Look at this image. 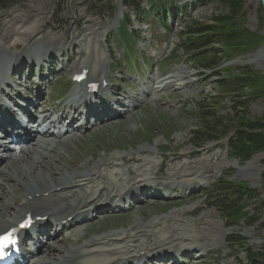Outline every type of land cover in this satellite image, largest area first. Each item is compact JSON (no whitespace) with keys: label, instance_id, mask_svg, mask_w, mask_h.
I'll list each match as a JSON object with an SVG mask.
<instances>
[{"label":"rangeland","instance_id":"rangeland-1","mask_svg":"<svg viewBox=\"0 0 264 264\" xmlns=\"http://www.w3.org/2000/svg\"><path fill=\"white\" fill-rule=\"evenodd\" d=\"M13 1L14 3L10 5H7L8 3L0 5V25L2 26H0V45L11 48L29 47L27 53H30V47L32 48L39 42L44 44V41L48 44L50 41V50L55 53L51 55L50 60L46 61V65L50 62L56 68L63 67L62 74L58 75L61 80L69 78L80 62L91 63L94 61V64L99 65L100 68L102 63L109 61L111 63V56H116V59L120 60L115 62L117 67L126 65L133 68L135 75L137 73L147 74L145 59L138 58L134 65L131 57L123 59L121 43L111 41L107 36L109 28L118 27L116 17L112 19V8L121 0ZM134 1L136 3L137 0ZM139 1L140 9L147 11L145 7L141 8V0ZM147 1L156 5L163 0H143L142 5H145ZM198 1L164 0V3H168V5L165 6L166 12H163L159 18L148 13L144 14L147 16L143 19L144 15L136 16L133 7L129 6L128 11H125L126 19L123 27L129 31L138 29L139 31L130 38L131 41L136 43V48L140 51L144 49H147L148 52L156 51L155 59H159V57L166 58L165 54L173 45L174 49L176 48L177 43L181 41L178 38V33L185 24L212 25V19H221L222 23L216 24L221 39H218L217 44H214L218 49L224 51L223 55L218 54L216 57L220 59L218 61L220 67L218 66L219 70H217L220 76L211 78L210 71L204 73L203 70L192 66L191 61L183 58L181 52L176 51L175 54L171 52L168 56L169 60L164 61L170 64L158 63V65H164L162 76L180 74L185 76L183 77L184 81L177 82V85H171L168 90L163 92V96H160V102L147 104L133 116L92 130L74 139L72 146L62 143L61 148L52 157L53 159L51 158L43 165V170L51 165L55 169L53 175L57 178L64 171L66 172L62 175L68 173L69 170H82V168L84 170L94 166V163L99 160L103 162L107 157L111 158L110 156L138 154L141 150L145 153L129 156L141 157L143 160L139 162L143 163V167L134 171L136 176L138 175L136 172L141 170L147 178L152 179L154 175L161 178L158 179L159 181L167 183L191 180L197 185L186 188L187 191L183 194L187 198H175L171 202L165 201L163 198L151 199L126 214L100 218L84 227V232L82 228L72 232L60 243L51 246L49 250L46 249V254L50 258L43 259L42 263L51 262L55 256L63 255L61 251L84 245L83 242L104 235L120 233L122 235L118 237L127 239L134 238L132 235L136 237L138 234L139 243L145 242L149 248L154 245L163 246L172 241V243L187 242L191 245L198 243L200 249L195 251L205 252L207 257L191 264H264V210H259V204H264V188L261 184L264 173V151H248L239 154L236 145L232 146L230 139L227 138L233 136L234 131L242 129L240 125H246L264 117V59L258 57L259 51L264 46L261 6L259 0H212L206 5L198 4ZM157 6L156 9H158ZM176 8H178L177 12ZM173 11L174 16L172 17ZM30 14L33 16L31 17ZM25 15H30L29 21L33 22H27L28 24L25 25H17V23L12 25L16 18ZM161 17L165 18L163 24L157 21ZM79 18L82 20L77 21ZM127 18L130 19L131 24L129 25ZM29 24L31 25L28 26ZM232 24L236 26H232ZM30 27L32 29L28 31L27 28ZM8 28H12L14 31L10 37L5 35V30ZM236 28L239 29V32L232 35V30ZM90 30L95 33H89ZM83 31L85 32L82 33ZM47 36L50 38L47 39L48 41L45 40ZM243 37L255 41L254 45L233 48L238 46L236 42H233L234 39L243 43ZM155 44L156 50L148 49L149 46ZM169 46L170 49H168ZM78 47H81V51L78 50ZM255 58L256 62L249 63ZM27 74L28 71H25L23 75L27 76ZM222 79L230 85V88L220 85L223 84L220 82ZM240 80H243L244 83L240 84ZM184 83L186 86H182ZM212 114L227 124L225 129L222 127L210 128L211 121L208 117ZM208 133L212 136L199 142L202 137L209 136ZM144 156H147L145 161ZM164 158L168 163L162 161ZM233 161L237 162V166L232 164ZM14 162L16 161L14 160ZM198 162L203 165H197ZM203 166L207 167L208 171ZM4 167L6 164L2 168ZM121 167L123 166L113 163L109 167L100 166L99 169L102 170L109 183L119 185L124 183L122 179L125 177V171ZM131 168L136 170L137 165H133ZM0 183L4 184L0 185V195L2 196L0 205L3 196L9 194L7 192L14 191L18 198L23 196L24 186L19 183L16 184L10 179L3 181L1 178ZM214 183L224 185L229 189L237 187L239 191L242 190L241 196L247 195L248 198L245 197L240 201L242 203L239 205L240 211L232 212L224 207L216 209L215 205L210 204L213 202L210 198L215 195L214 191L212 193L208 191L210 185ZM244 200L246 201L243 203ZM252 210L258 217L254 221H250L255 218L251 214ZM155 222L159 224L157 227L152 225ZM194 222H200L199 226L202 229L210 227L211 230V227L215 225L218 228L217 238H210L211 240L206 238V241L203 234L205 232L207 234V231L195 230ZM251 223L254 224L251 225ZM190 227L193 230H189ZM140 229L152 231H147L149 233L145 234L143 233L145 231L142 232ZM187 230L190 233L185 234ZM177 232H182V234ZM142 233L147 236L145 237ZM175 234L176 236H174ZM197 237L201 238L199 242L195 239ZM122 245L126 244L123 242ZM93 246L95 245L89 244L83 250H89ZM182 246L185 247V244ZM194 247L196 246L194 245ZM128 248L132 249L131 245H128ZM101 249L106 250L108 247L99 244L95 246L94 250ZM248 255L253 258L251 262H248ZM106 259L107 257L104 255H97L95 261L101 262ZM88 261L93 260L89 257Z\"/></svg>","mask_w":264,"mask_h":264},{"label":"bare ground","instance_id":"bare-ground-1","mask_svg":"<svg viewBox=\"0 0 264 264\" xmlns=\"http://www.w3.org/2000/svg\"><path fill=\"white\" fill-rule=\"evenodd\" d=\"M30 13V12H29ZM28 14V13H27ZM34 14V13H33ZM31 15V14H30ZM29 15V16H30ZM35 15V14H34ZM29 16L28 15H25V16H21V17H18L16 18L13 22H12V25H15L17 23V25H25L27 22H30L32 20L29 21ZM33 15H31L32 17ZM36 17V16H35ZM33 19V18H31ZM1 20V19H0ZM6 20V19H5ZM35 21V19H33ZM82 20V18H79V20L77 21H80ZM33 22V21H32ZM83 22V21H82ZM1 24V23H0ZM28 24V23H27ZM31 24H29L28 26H30ZM37 25V24H36ZM78 25V24H77ZM1 26V25H0ZM2 27V26H1ZM6 27V26H5ZM7 28V27H6ZM19 28V27H18ZM22 28V27H21ZM20 28V29H21ZM26 28V27H25ZM37 28V27H35ZM23 29V28H22ZM28 31H31L32 27L30 28H27ZM30 29V30H29ZM17 30V29H16ZM25 30V29H24ZM23 30V31H24ZM35 30V29H34ZM34 30L33 33H34ZM85 30V29H84ZM87 30V29H86ZM93 30H90L89 33L91 34H94L95 32H92ZM27 32V30H26ZM85 31H83L82 33H84ZM14 33L13 29L12 28H8L7 30H5V35L7 36H11L12 34ZM81 33V32H80ZM81 33V34H82ZM88 33V32H87ZM27 34V33H26ZM25 35V34H24ZM75 35V34H74ZM31 39V38H30ZM21 40V39H20ZM25 40V39H23ZM29 40V39H28ZM41 41V40H40ZM5 42V41H4ZM2 43V42H1ZM19 43V42H18ZM34 45V44H33ZM91 46V45H90ZM33 47H35L36 49L33 48V51L31 54H41L43 53L45 50L48 51V47H45L44 49H38L37 48V44H35ZM83 49V48H82ZM91 49V48H90ZM78 50L81 51V47H78ZM263 49H261L259 51V55L258 57H262L264 59V56H263ZM25 54V53H23ZM20 57H17L16 59H19ZM256 58L254 60H250L249 63L251 62H256L255 61ZM246 63V62H245ZM73 72V71H72ZM185 76H181L180 74L178 75H171L167 78H164L162 80L163 83H165V86L167 88H169L170 86L169 85H177V82H182L184 81V78ZM182 86H186V83H184ZM64 140H67V139H64ZM64 142V141H63ZM62 142V143H63ZM67 142V141H66ZM73 142L72 141H69L68 142V146H72ZM59 145V144H58ZM42 148H39L38 146L37 147H30V148H25V149H22V151L20 152V150H18L16 152V154L13 156L12 160L9 161L8 163H6V167H4L1 171H0V174H2V179L3 181H5L6 179H10L12 182L14 183H19V185H22L24 186V194H23V199L22 201H15L16 197H18V195L12 191V192H7L8 195H4L3 196V200L4 203L2 204H5L6 207H9V210L8 211H5L4 210V207H1L0 206V226L1 227H4L6 226L10 221L12 220H15L17 218V216L21 215V214H25L27 213L29 210H39V209H42V210H49L53 207V209L55 208H59L61 206H64L67 202H69V199H76L75 201L77 203H79V199L78 197L76 196V192H73L74 188L76 187V185H78V183H81L82 181L84 182V184H86L88 181H91V180H94L95 178L94 177V168L95 167H98V165H102L103 163H108L111 159L113 160H117L119 162H121L122 164L128 166L130 164H137L139 162H142L143 160L141 159V157H129V156H118V157H114V158H109V159H106L105 161H100L96 164H94V166L92 167H89V168H86L84 169L83 171H78V170H74V171H67L68 173H66L65 175H62L61 177H57L53 175V172L55 169H53L51 167V165L45 170H43V165H45L46 162H48L51 157L50 155L47 154L46 151H42L41 150ZM58 151V150H56ZM61 151V150H60ZM140 152V155L142 153H145L144 151H139ZM192 154V153H191ZM133 156H137V155H133ZM60 157V156H59ZM128 157V158H127ZM53 159V158H52ZM14 160L16 162H14ZM179 160V159H178ZM204 160V159H203ZM210 160V159H208ZM210 162V161H209ZM38 163V164H37ZM127 163H130V164H127ZM146 164V163H145ZM206 164V163H205ZM216 164V163H215ZM221 164V163H220ZM233 165H236L237 166V162L233 161L232 163ZM4 165V164H3ZM37 165V166H35ZM147 165V164H146ZM197 165H203L201 164V162L197 163ZM209 165V163H208ZM180 166V165H179ZM178 166V167H179ZM207 166V165H206ZM47 167V166H46ZM175 167V166H174ZM172 167V168H174ZM182 167V166H181ZM204 169H206L207 167L203 166ZM209 168V167H208ZM200 170V169H199ZM207 170V169H206ZM60 171H63V170H60ZM59 171V172H60ZM137 171V170H136ZM191 171V170H190ZM208 171V170H207ZM261 167H260V172H261ZM146 172V171H145ZM259 172V174H260ZM128 175L129 176H134L135 172L133 170H130L128 169ZM137 173V172H136ZM156 174V173H155ZM180 174V173H179ZM189 174V173H188ZM136 175V174H135ZM170 175V174H169ZM185 175V174H184ZM162 177V176H161ZM172 179V178H171ZM180 179V178H179ZM131 180L128 178V181ZM182 180V179H180ZM188 180V179H187ZM191 181V180H190ZM177 182V181H176ZM184 182V181H183ZM105 184V183H104ZM106 185V184H105ZM3 186V185H2ZM100 185H96V188H100L99 187ZM1 188V187H0ZM57 189L58 191L61 190V191H68L67 193L68 194H63L61 196H58V194H56L55 192H57ZM83 190V189H82ZM100 190H105V187L103 189H100ZM80 190H78L77 192H79ZM109 191V190H108ZM3 193V192H2ZM12 194V195H10ZM49 195L51 196L52 198H45V195ZM92 194V191H90L89 195ZM93 196H96V193L93 195ZM0 198H2V196L0 195ZM1 201V202H2ZM199 211V210H198ZM203 214V213H202ZM186 215V213H185ZM183 216V214H182ZM174 218V217H173ZM172 218V219H173ZM185 219V218H184ZM201 219V218H200ZM199 219V221H200ZM206 219V217H205ZM170 220V219H169ZM167 221V220H166ZM165 222V221H164ZM178 222V221H177ZM172 224V223H171ZM187 224V223H186ZM152 225H154L155 227H157L159 224L157 222L153 223ZM152 225H149V226H152ZM178 225V224H177ZM180 225V224H179ZM182 225V224H181ZM180 225V226H181ZM191 225V224H189ZM188 225V227H189ZM201 223L198 222H194V226H195V230H205L207 231V234L205 232V234H203V237L204 239L207 241L206 238H209V240H211L210 238H217L216 235H217V227L214 225L213 227H211V230H210V227L209 228H205V229H202L200 228ZM148 226V227H149ZM176 226V225H174ZM185 226V225H184ZM209 226V225H208ZM136 227V226H135ZM134 227V228H135ZM168 227V226H167ZM166 227V228H167ZM183 227V226H182ZM181 227V228H182ZM202 227V226H201ZM163 228V227H162ZM165 228V227H164ZM176 228V227H174ZM187 228V227H186ZM191 228V227H190ZM189 230H193L192 228ZM194 228V227H193ZM204 228V227H203ZM133 229V228H132ZM136 230H139V228H135ZM151 229V228H150ZM183 229V228H182ZM141 230V229H140ZM144 230V229H143ZM143 230H141L143 232ZM167 230V229H166ZM170 230V229H169ZM184 230V229H183ZM194 230V231H195ZM220 230V229H219ZM145 231V230H144ZM151 232L150 230H146L145 234ZM172 231V230H170ZM174 231V230H173ZM177 231V230H176ZM131 232V231H130ZM136 232H139V231H136ZM147 232V233H146ZM197 232V231H196ZM204 232V231H203ZM142 233V234H143ZM176 233V232H175ZM179 233V232H177ZM182 234V232H180ZM179 233V234H180ZM186 233H190L188 230L185 231V234ZM201 231L199 232V235H200ZM130 234V233H129ZM145 234H143L145 236ZM178 234V235H179ZM198 234V233H196ZM195 234V235H196ZM222 234V233H221ZM122 234H109V235H105L103 236L101 239H93L91 240L90 242H93V241H96V243H100V240H104L102 243L104 245H109V244H114V241L115 242H119L121 240H123V242L125 243V241H130L131 243L133 242H136L137 245H136V248L137 247H145L147 246L146 243L144 242H140L139 243V239H138V234L136 235V237L134 235H132V237L134 238H122V237H118V236H121ZM128 235V234H127ZM184 235V234H183ZM198 235V236H199ZM113 236L114 238L116 239H121V240H115L113 239ZM126 236V235H125ZM147 236V235H146ZM145 236V237H146ZM152 236V235H151ZM169 236V235H168ZM176 236V234L174 235ZM127 237V236H126ZM170 237V236H169ZM196 237V236H195ZM201 237V236H200ZM202 237V238H203ZM164 238V237H163ZM167 238V237H166ZM176 238V237H175ZM173 238V239H175ZM220 238V236H219ZM155 239V238H154ZM162 239V238H161ZM194 239V238H193ZM198 242L200 241V239L197 237L195 238ZM112 240V241H111ZM156 240V239H155ZM158 240V239H157ZM165 240V239H164ZM162 240V241H164ZM167 240V239H166ZM172 240V239H171ZM176 240V239H175ZM180 240V239H179ZM217 240V239H216ZM147 241V240H146ZM161 241V242H162ZM178 241V240H177ZM181 241V240H180ZM205 241V242H206ZM157 242V241H156ZM173 242V241H172ZM171 242V243H172ZM183 242V241H182ZM194 242V241H193ZM204 242V241H203ZM202 242V244H204ZM214 242V241H213ZM213 242H211V244H213ZM166 243V242H164ZM187 243V242H186ZM201 243V242H200ZM217 243V242H216ZM112 244V245H113ZM159 244V243H158ZM161 244V243H160ZM180 244V243H178ZM196 245V243H194ZM210 244V245H211ZM163 245V244H162ZM198 245V243H197ZM196 247H194V249H197L200 247V244ZM206 247V245H205ZM102 248V247H101ZM156 248H159L158 250H163L164 252L161 253V254H166L168 251H170L171 249H178V251H180L181 249H184L185 247L184 246H175V245H169L168 243H166L165 245L163 246H157L156 245ZM190 248V247H188ZM211 248V247H210ZM55 249V248H54ZM51 250V249H50ZM100 253V251H99ZM117 255L118 253L115 252V251H110L108 252V256L111 257L112 255ZM128 254V252L126 250H124V252L122 253V255H126ZM79 255L78 253V250L76 248L74 249H70L68 250L67 252H65V255L64 256H60V257H57L55 256L54 257V260H53V263L52 264H61L62 261H65V259H75L77 256Z\"/></svg>","mask_w":264,"mask_h":264},{"label":"trees","instance_id":"trees-1","mask_svg":"<svg viewBox=\"0 0 264 264\" xmlns=\"http://www.w3.org/2000/svg\"><path fill=\"white\" fill-rule=\"evenodd\" d=\"M212 0H205L204 3L207 4L211 2ZM131 4L134 3V0L129 1ZM5 3H8L7 5H10L14 3L13 0H0V5H3ZM6 5V6H7ZM213 24H201V23H192V24H186L182 35L184 37V40L181 41V49L187 54L190 55L192 58L197 61V63L205 68H214L217 64V55L224 54V51L222 49H218L214 46V44H217V40L221 39L219 35V28L216 24H221V19H212L211 21ZM232 26H236L235 24H232ZM239 32V29H233L232 35H236ZM243 43L241 41L234 39L233 42H236L238 46H234L233 48H240V47H250L254 45L255 41L252 39H245V37L242 38ZM222 50V51H219ZM223 84H221L224 87L230 88V85H228L225 81H221ZM244 83V81L240 80V84ZM229 86V87H228ZM237 92V90H236ZM211 121L210 128H221L225 129L227 126L226 123H223L222 119L219 117H216L215 115H210L208 117ZM242 129H238L235 131V134L233 138L230 140V143L233 145H236L235 147L239 150V154L247 153L248 151H264V117H262L259 120L251 121L247 123L246 125H240ZM207 128H209L207 126ZM209 136H204L201 138V140H197L199 142H203L212 135L208 133ZM198 145L197 143H195ZM264 165V161H263ZM262 188H264V173L262 175ZM214 195L210 198L211 201H213V205H215L216 209H221L224 207L225 209L232 211V212H238L240 211L239 208L242 203L240 202L243 200L246 196H241V191H239V188L234 187L232 189L227 188L224 185H219L215 183L214 186ZM211 191V193H212ZM240 199V200H238ZM247 200V199H246ZM244 200L243 203L246 201ZM259 210H264V204H259ZM227 211V212H229ZM226 212V213H227ZM230 213V212H229ZM228 213V214H229ZM242 213V210H241ZM251 214H253L254 219H250V221H254L258 217L256 213L252 210ZM252 217V218H253ZM254 223H251V225ZM264 225V224H263ZM248 262L252 261L251 255H248Z\"/></svg>","mask_w":264,"mask_h":264},{"label":"snow or ice","instance_id":"snow-or-ice-1","mask_svg":"<svg viewBox=\"0 0 264 264\" xmlns=\"http://www.w3.org/2000/svg\"><path fill=\"white\" fill-rule=\"evenodd\" d=\"M26 226V225H25ZM16 241L13 238L12 233H7L3 236H0V259H3V252L9 246L15 245Z\"/></svg>","mask_w":264,"mask_h":264},{"label":"water","instance_id":"water-1","mask_svg":"<svg viewBox=\"0 0 264 264\" xmlns=\"http://www.w3.org/2000/svg\"><path fill=\"white\" fill-rule=\"evenodd\" d=\"M261 11H262V20H263V43H264V0H259ZM264 73V69H263Z\"/></svg>","mask_w":264,"mask_h":264}]
</instances>
